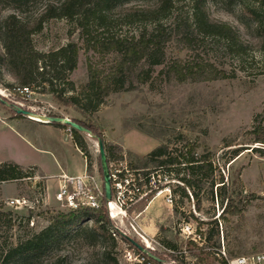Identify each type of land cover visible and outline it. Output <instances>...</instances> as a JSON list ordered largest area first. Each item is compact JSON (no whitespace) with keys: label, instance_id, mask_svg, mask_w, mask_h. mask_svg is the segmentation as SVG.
Masks as SVG:
<instances>
[{"label":"rangeland","instance_id":"rangeland-1","mask_svg":"<svg viewBox=\"0 0 264 264\" xmlns=\"http://www.w3.org/2000/svg\"><path fill=\"white\" fill-rule=\"evenodd\" d=\"M206 1L210 18L232 27L236 31L237 42L218 36L199 35L193 25L190 1L173 0L169 15L161 21L169 38L163 47V64L133 79L134 90L113 93L104 98L91 115L105 142L116 146L117 150L121 149L124 155L122 161L114 156L111 162L123 172L127 168L130 174L124 176L134 180V184L144 177L142 173L137 175L131 170L129 162L134 156L143 157L161 143L168 144L170 150L179 149L178 139L182 133L190 142L209 147L216 168L213 180L217 184L222 178L230 193L240 198L242 211L239 216L219 217L222 207L215 189L213 201L210 200L208 186L200 190L195 186H185L183 195L181 190L174 192L177 186H183L182 183L164 177L161 171L153 173V199L141 208L145 196L140 197L136 203L126 207L125 217L119 215L110 222L119 229V234L128 237L136 246L150 248L153 255H160L158 259L162 264L194 263L186 243L197 241L195 231L199 222H204L201 230L206 234L210 228L207 224L215 219L219 222L220 246L225 249L227 258L264 252V156L251 152L259 145H248L250 149L233 159L230 149L224 146L229 139L241 144L245 133L259 124L264 128V7L260 9L258 5L261 0ZM48 2L57 0H35L20 14L21 18L36 16ZM155 2L125 0L123 4L125 7H143ZM246 8L255 9L259 16L251 18L245 12ZM10 13L11 9L0 2V22ZM118 15V10L110 15L109 27H100L96 21L91 23L89 31L92 37L101 39L113 35L129 38L144 28L140 25L124 26L118 21ZM146 27L150 29L152 26ZM87 40V35L78 29L77 23L68 20H49L43 24L42 31L32 37L34 49L41 54L56 51L70 42L78 46L76 67L66 74V79H54L56 72L49 73L45 79L63 90L64 96L78 98L81 104L90 99L86 87L89 66L98 69L108 66V59H100L90 49ZM174 59H179L181 65L189 62L191 65L200 62L212 65L224 72L226 78L210 84H177L165 73L166 66ZM2 76L3 84H14L9 73L2 71ZM41 88L19 99L0 86L1 96L9 104L19 105L36 115L83 120L79 112L59 104L52 96L42 93ZM13 116L11 109L0 104V164L14 163L24 168L35 164L44 177L34 172L12 183H0V252L38 234L49 225L50 216L70 212L54 202L56 186L46 178L56 177L65 171L81 172L85 167V160L67 142V138L71 139L67 131L26 117ZM83 138L92 171L89 175L102 188L97 142L89 136ZM128 153L132 156H126ZM24 170L27 171V168ZM184 173L187 180L204 176V180L211 182L210 176L196 175L195 171L191 175L189 170ZM90 183L93 182L90 180ZM44 187L48 191L45 190L43 196L38 188ZM39 194L43 202H39ZM195 194L202 203L199 212L195 206ZM169 195L171 205L166 203ZM15 198L24 199L28 208L8 207L6 202ZM85 226L90 228L91 222H82L78 227ZM78 227L32 264H105L101 259V243H96L84 231L75 234ZM114 238L117 241L114 256L118 264H145L132 245L118 235ZM166 240L173 244L176 242L177 251L164 248L162 244ZM210 250L216 251L215 248Z\"/></svg>","mask_w":264,"mask_h":264},{"label":"trees","instance_id":"trees-1","mask_svg":"<svg viewBox=\"0 0 264 264\" xmlns=\"http://www.w3.org/2000/svg\"><path fill=\"white\" fill-rule=\"evenodd\" d=\"M34 1L0 0L12 11L0 22V44L2 50L0 52V86L19 99H24L26 94L42 87V93L52 96L59 104L72 108L81 114L83 120L74 121L102 140L108 164L114 156H117V160L122 161L124 155L121 149L117 150L116 146L105 142L103 133L91 115L104 98L113 93L134 90L133 79H138L140 74H148L151 68L163 64V47L169 38L165 34L161 21L169 15L173 7V0H156L154 4L143 7H125V4H123L125 0H57V2H48L36 16L21 18L20 14L27 10L28 6ZM189 1L192 6L191 17L193 25L199 35L218 36L231 41L238 40L236 31L232 27L210 18L206 0ZM258 5L260 9L264 7V0H261ZM116 10L120 14L118 15V21L122 25H140L144 26V28L136 36L133 35L129 38H116L113 35L105 36L101 39L97 38V36L92 37L89 25L96 21L100 27H109L111 25V23H108L110 15ZM245 12L254 19L259 16L255 9L246 8ZM49 20L76 22L78 29H81L84 35H87L90 49L99 55L100 59H108L106 69L89 66L86 87L90 93V99H87L85 104H81L78 98L64 96L63 90L57 89L51 80L45 79L49 73L56 72L54 79L65 80L66 74L75 69L79 52L78 46L73 42L48 54H41L34 49L32 37L40 33L43 29V24ZM146 25H151L152 27L148 29ZM2 71H6L11 75L14 84H3ZM165 73L169 79L177 84H210L226 78L224 72L217 70L212 65L202 62L193 65L189 62L181 65L179 59H174L168 64ZM37 80L39 85L36 86ZM0 104L5 106L3 102H0ZM5 107L8 108L7 106ZM11 113L14 118L23 117L12 110ZM49 125L68 132L74 147L80 151L86 161V172L91 174L87 144L83 138L87 135L80 134L67 126ZM242 139L241 144L229 139L224 145L226 149H230L233 159L238 157L243 151L250 149L248 145H259V148H253L251 152L264 156V128L260 124L245 133ZM178 143L181 145L179 149L177 147L170 150L168 144L161 143L143 157L134 156L133 161L129 162L131 170L135 173H142L143 176L147 177V183L150 175L161 171L164 177L173 178L183 184L182 187L177 186L174 192L177 190L183 192L185 186L191 188L195 186L197 190L208 186L210 200H214V189L216 190L217 198H220L222 209L219 217L239 216L242 211L239 207L240 198L230 193L222 178L217 184L213 180L216 168L212 163L209 147L199 142H190L187 136L182 133L179 135ZM126 156L131 157L132 155L128 153ZM98 168L101 177L99 156ZM186 170H189L191 175L195 171L196 175L204 174L205 176H210L211 182L204 180V176H196L194 180H187L184 173ZM34 172V168H29L25 171L14 163L0 164V183H12ZM215 186L217 187L215 188ZM154 193L155 190L145 196L144 202L140 204L141 208H144L146 203L153 199ZM183 195H185L184 192ZM195 200L196 210L199 212L201 211L202 203L197 194H195ZM89 221L91 222L90 228L88 226H85V228L78 227L80 223ZM48 222L49 225L38 234L31 235L23 241L7 246L0 252V264H32L45 255L53 244L73 233L75 227H78L74 232L75 234L84 231L89 233L96 243H101L99 246L101 259L105 264H118L114 256L117 241L109 232L112 224L107 215L104 197L101 198L98 209L82 208L65 214L58 212L55 216H50ZM203 224V221L199 222L195 231V234L198 235L197 241L190 240L186 243L189 254L194 259V264H208L211 262L226 264L223 258L217 256L216 251L211 252L210 250V248H215V250L220 248L218 220L215 219L208 224L206 223L210 226L206 234L201 230ZM117 235L137 250L138 254L145 260V264H162L143 255L138 246L133 244L128 237L119 233ZM162 246L168 251H177L176 242L173 244L166 240ZM154 255L157 258H161L156 253ZM42 264L52 263L44 262Z\"/></svg>","mask_w":264,"mask_h":264},{"label":"built area","instance_id":"built-area-1","mask_svg":"<svg viewBox=\"0 0 264 264\" xmlns=\"http://www.w3.org/2000/svg\"><path fill=\"white\" fill-rule=\"evenodd\" d=\"M116 166L113 162L108 164L112 199L106 205V210L110 221L116 220L119 216L117 215L113 217L109 208L111 204H113L118 212L125 217L126 207L136 203L138 199L147 196L151 191H153L151 188H155L153 174L150 175L148 183L146 180L147 177L144 176L143 180H139L138 184H134V180L130 178L127 179V177L125 178L124 176L126 173L130 174L128 169L124 167L125 172H123V170L116 168ZM135 174L139 175L140 173ZM37 178L38 177H35L34 179ZM90 180L93 183H90ZM51 182L54 183V186H56V193L53 195L54 202L58 204L59 207L70 211H76L82 208L98 209L100 206V200L104 197L101 184L98 185L95 182V179L92 178L86 171L82 177H69L61 175L58 178H52ZM139 184L143 187H140ZM38 190L41 191L44 196L45 190L48 191V188H38ZM39 195L41 196L39 202H43L44 200L42 195ZM39 202L37 201V204ZM166 203L169 205L172 204V198L170 195L167 197ZM6 205L15 209L28 208L27 202L22 198L11 199L6 202ZM110 233L113 237H115L119 233V229L112 226ZM216 253L219 258L225 259L226 264H264V252L241 257L227 258L225 249L220 246V248L216 250Z\"/></svg>","mask_w":264,"mask_h":264},{"label":"water","instance_id":"water-1","mask_svg":"<svg viewBox=\"0 0 264 264\" xmlns=\"http://www.w3.org/2000/svg\"><path fill=\"white\" fill-rule=\"evenodd\" d=\"M3 96L0 95V102H3L5 106L10 108L12 111H14L18 115H22L23 117H26L31 120V117H37L40 119L41 124H58L67 126L75 131H77L80 134H86L91 139L95 140L97 142V153L99 156V163L101 168V177H102V189L104 194V204L106 205L111 201L112 199V191H111V183H110V177H109V167L107 162V157L105 154L103 142L100 138L94 136L89 130L82 127L81 125L77 124L75 121L63 118V117H53V116H42V115H36L35 113L25 110L21 108L19 105L15 104H9L6 101L3 100ZM139 250L143 255H146L148 258L157 261L161 263V260H159L156 256H154L151 252V250L147 247H139Z\"/></svg>","mask_w":264,"mask_h":264},{"label":"crops","instance_id":"crops-1","mask_svg":"<svg viewBox=\"0 0 264 264\" xmlns=\"http://www.w3.org/2000/svg\"><path fill=\"white\" fill-rule=\"evenodd\" d=\"M45 125H48V124H45ZM51 133L52 134H54L55 132L54 131H51ZM67 140V142L69 143V145H70V147H72L73 149H75L76 150V152L83 158V156H82V154L80 153V151L78 150V149H76L75 147H74V145H73V143H72V141H71V139H66ZM84 159V158H83ZM85 160V159H84ZM16 165V164H15ZM18 166V165H17ZM19 167H21V166H19ZM21 168H23V169H29V168H34L35 169V172L39 175V176H41V177H44L42 174H41V172H40V170H39V168L37 167V165H35V164H29L26 168H24V167H21ZM85 171H86V161H85V167L83 168V170L81 171V172H79V171H71V172H69V171H65V172H61V173H59L56 177H49V178H46V180L47 181H51V179L52 178H58L59 176H61V175H66V176H69V177H82L84 174H85Z\"/></svg>","mask_w":264,"mask_h":264},{"label":"bare ground","instance_id":"bare-ground-1","mask_svg":"<svg viewBox=\"0 0 264 264\" xmlns=\"http://www.w3.org/2000/svg\"><path fill=\"white\" fill-rule=\"evenodd\" d=\"M3 92L0 90V95H2ZM31 120L35 121V122H41L39 118L37 117H31ZM110 210H111V213L113 215V217L117 216V215H121L118 210L115 208V206L113 204H111L109 206Z\"/></svg>","mask_w":264,"mask_h":264}]
</instances>
